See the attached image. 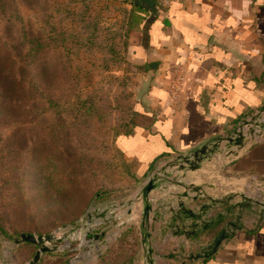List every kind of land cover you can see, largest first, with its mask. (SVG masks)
I'll use <instances>...</instances> for the list:
<instances>
[{"label":"crops","instance_id":"crops-1","mask_svg":"<svg viewBox=\"0 0 264 264\" xmlns=\"http://www.w3.org/2000/svg\"><path fill=\"white\" fill-rule=\"evenodd\" d=\"M161 2H134L143 17L128 60L139 69L132 76L131 87L137 116L129 124L130 135H121L116 143L117 150L133 165L131 171L137 182L134 199L155 170L205 145L213 148L219 140L233 136L245 120L264 106V0H170L166 5ZM229 147L230 159L236 156V160L223 169L228 172V177L226 172L223 175L227 179L213 175L211 169L212 162L221 155L218 151L204 159L199 171L178 172L172 168L170 172L188 186L201 187L209 198L259 195L264 188L258 185L264 181V141L256 146L247 141L244 148ZM184 192V188L170 185L151 195L154 210L164 216L163 220L151 221L153 247L162 256L199 251L211 244L215 237L198 225L206 215L213 219L228 208L216 205L199 220L202 207L211 205V201L206 197L194 199L197 193L190 192L182 201L185 210L196 216L192 218L178 208L176 194ZM134 199L119 202L115 211L111 210L114 199L92 209L112 214L114 239H107L99 257L87 262L81 257L74 260L73 251H60L42 256L41 264H67L73 260V264H108L111 253L131 228L135 230L130 234L135 233L139 242L131 264H144L138 227L141 204H136L134 222L127 223ZM159 200L176 212L172 213L169 207L159 209ZM234 202H241V198ZM242 223L245 229L226 241L211 259L190 262L157 257V264H264V219L254 208L245 213ZM224 227L223 223L220 229ZM195 234L198 235L194 237Z\"/></svg>","mask_w":264,"mask_h":264},{"label":"rangeland","instance_id":"rangeland-1","mask_svg":"<svg viewBox=\"0 0 264 264\" xmlns=\"http://www.w3.org/2000/svg\"><path fill=\"white\" fill-rule=\"evenodd\" d=\"M6 1L11 4L12 0ZM15 1L25 21L23 26L13 25L17 26V32L25 28L29 38H40L47 35L49 25L53 24L58 30L72 33V40L80 39L83 47L80 56H77V46L70 43L67 48L73 50L69 53L72 56L49 53L38 63L26 64L22 57L29 47L20 34L14 36L4 22L0 4V51L16 62L11 78L14 91L7 95L0 84V262L7 256L8 248L14 247L15 239L20 237L18 234L43 236L58 229L78 227L96 204L114 199L111 210L115 211L119 202L134 199L137 185L131 171L133 165L117 150V140L115 142L120 116H127L128 110L133 109L132 85L126 93L130 105L124 107V111L112 114L107 109L108 89L113 79L132 78L129 50L139 32L131 19L135 0ZM87 8L92 12L85 21L83 10ZM89 24L91 27L85 29ZM113 34L116 39L123 37L122 42L127 46L122 48L121 57L130 67L125 65L118 69L113 63V68L103 70L102 63L108 64L112 58L107 46L109 35ZM117 42L122 45L119 39ZM48 64L56 70V81L50 84V91L61 103L73 102L81 95L100 99L105 106L103 119L107 120L83 117L73 128H66L70 133H59L60 141L48 145L49 128L44 127L50 118L41 119V107L47 108L46 103L31 101V97L36 96L33 91L36 82L47 79L43 69ZM35 106L40 111L37 112ZM89 120H92L91 125L86 127L85 122ZM263 141L264 132L256 138L248 136L252 146ZM229 146L231 144L222 142L218 150L221 155L211 167L213 175H221L223 179L228 177L224 167L236 160V156L230 159ZM225 172L227 177L223 176ZM134 230L131 228L129 232ZM130 233L124 239L131 236ZM35 253L33 246H20L9 258H13L12 264H25ZM4 261L9 264L11 259Z\"/></svg>","mask_w":264,"mask_h":264},{"label":"trees","instance_id":"trees-1","mask_svg":"<svg viewBox=\"0 0 264 264\" xmlns=\"http://www.w3.org/2000/svg\"><path fill=\"white\" fill-rule=\"evenodd\" d=\"M0 4L3 20L12 30L15 36V33H19L17 32L16 25L23 26L25 22L22 14L20 13V9L15 0H12L11 4H8L6 0H1ZM134 7L135 11L132 13L131 19L133 20V25H136L138 28L141 25L143 17L141 14H139L140 12L136 11V6ZM91 12V8L83 10V14L85 15V21H88ZM14 24L16 25L13 26ZM87 27H91V25L89 24L88 26H85V29ZM49 28L50 30L47 35L44 34V36H41L40 38H29V34L26 33L25 28H22V31L19 33L20 37L24 40V42H26V45H28L29 47L27 53L23 54V57L21 56L26 64L38 63L37 61H42V58L49 53H63L65 55L72 56V54L69 55V53L73 52V50L70 47L67 48L70 43H73L75 46H77V56H80V51L83 47V43L80 39L74 38L75 40H72V33H70L69 31L58 30L57 26L53 24H50ZM114 35L115 34L109 35V46H107V51L109 55L112 56V58H110L111 61L108 64L102 63L103 66L101 67V69L103 70L113 68V63L117 65L118 69H121V67L125 65L130 67V65L126 64L121 57V50L124 46L127 45L123 44L122 36H119V38L116 39L113 37ZM96 38L97 36L94 38V40ZM118 39L121 41L122 45L120 44V42H117ZM79 42L81 44H79ZM3 47H5V45H3ZM88 50L92 51V48L89 47ZM8 63L11 66H8ZM15 63L16 62L14 60L9 59L7 54H4V52L0 51V84L7 95L14 91L11 78L14 76L13 67ZM130 68L133 69L131 74L132 76L134 73H136L137 70H139L136 67ZM52 71L53 68L49 64L44 66L43 72L45 73L47 79H41V83L36 82L34 88L35 90H33L36 96L31 97V101L34 103L39 100H41V102L45 101L46 103L47 108L41 107V119L43 116L46 118H50V120H48V124L44 127L49 128L47 132L48 145L60 141L61 137L59 133H70V131H66V128H73V126L78 121L84 120L83 117L99 118L102 119V122H105L107 120L103 119V116L105 115L103 109L105 106H102V100L100 99L81 95L83 97H78L76 99L77 102L75 100L73 102L61 103L59 101V98L54 96L50 91V84L53 81H56V79L54 78L56 76V70L53 72ZM109 83H112L111 78H109ZM131 83H133V78H130L129 80H124L120 77H115L113 79L112 85H109V106H107V109L111 110L112 114L115 112L124 111V107L130 105L129 98H127V96L129 97V95H126V93L128 91L129 86L132 85ZM104 101H106L105 98ZM35 110L37 112L40 111L39 108L37 109V106H35ZM136 116L137 114L134 112L133 109L128 110L127 116H125V114L123 116H120L119 121L121 122L118 125L119 131L115 135V142L121 135H130L131 130L128 124L134 123L136 120ZM91 122L92 120H89V122L87 123L85 122V126L90 127ZM105 128H109L108 125H105ZM221 224L210 227L205 231V233L211 236L212 238L216 237L222 231L220 229ZM3 232L5 233L6 231L3 230ZM24 234L33 235L31 233H21L18 234V236ZM197 235L198 234H195L194 237ZM138 245L139 242L138 240H136L134 235L125 238L121 241L120 246L113 251L111 257H109L110 260L108 264H131L136 254ZM25 246H29V244H25Z\"/></svg>","mask_w":264,"mask_h":264},{"label":"water","instance_id":"water-1","mask_svg":"<svg viewBox=\"0 0 264 264\" xmlns=\"http://www.w3.org/2000/svg\"><path fill=\"white\" fill-rule=\"evenodd\" d=\"M249 127V131L246 132L245 128ZM256 128V129H254ZM264 132V106L252 116L251 119L245 120L243 124L239 126L237 132L231 136L224 138L223 140H219L210 148L209 145H205L199 150L192 152L190 154L181 155L176 158V160L169 162L164 167L157 169L154 173L148 178L144 186L141 188L140 192L137 194L136 199L131 202L130 209L128 210V215L130 218L127 220V223L134 222V218L132 217L133 213L136 209V204H141V214L139 220V232L141 237V247L143 251L144 264H157V257L163 259H185L190 262H198L202 260H208L213 258L218 251L221 249L223 244L228 241L231 237L235 236L238 232L245 229L244 224L242 223V219L245 216V213L248 211H252L254 208H257L262 219H264V196L263 197H251L246 194H237L236 196H228L225 199H213L209 198L206 195V192L197 186H188L185 182L178 180V178H174V172H170V169L176 168L178 172H196L202 169V163L204 159L210 153H216L221 146L222 142H227L233 146L238 148H244L247 141L248 136L250 138H256ZM170 185L179 186L185 189L183 194H176L179 200V207L181 212H187L185 210V204L183 203V198H188L189 193H197L198 197H206L211 201V205L203 206L201 209V213L198 216L199 220L202 219L203 215L208 213L210 210L214 209L216 205H222L228 207L225 213L220 214L210 222H207L203 225L205 230L210 227L216 226L218 224L224 223V229L218 234L214 240L201 249L199 252L195 254L188 255L186 252H182L179 254L172 255H160L153 247V229L154 225H151V221L153 223L163 220L164 216L161 215L158 210H154L153 201L151 200V195L154 192H163V190L168 189ZM237 198H241V202H234ZM159 207H165V203L161 200L157 201ZM192 218L196 216L192 212H187ZM88 218H91L92 215L87 214ZM106 214L102 213L99 215V218H105ZM87 218H83V222ZM194 232H191L190 235H193ZM105 233H103L104 235ZM99 239V236H97ZM54 241L61 242L62 239H57L54 234H48L45 236H35V235H21L19 238L15 239L16 245L21 244H31L37 247L36 255L31 262V264H41V257L51 253L55 250V248H50L47 244H50ZM104 244H107L106 242ZM70 264V263H67Z\"/></svg>","mask_w":264,"mask_h":264},{"label":"built area","instance_id":"built-area-1","mask_svg":"<svg viewBox=\"0 0 264 264\" xmlns=\"http://www.w3.org/2000/svg\"><path fill=\"white\" fill-rule=\"evenodd\" d=\"M170 0H162L161 5H166ZM260 184L259 188H263L264 187V181H262L261 183H258V185ZM260 194L257 195L255 194V196L258 197H263L264 196V188L262 190H259ZM255 196H251V197H255ZM158 204V203H157ZM154 205V204H153ZM160 206V205H159ZM155 207V205H154ZM166 207H169L170 211L176 212L174 209H171V207L169 205H166L165 207H159V209H164ZM178 208L180 210L179 207V203H178ZM157 211V210H156ZM159 213L162 212L158 211ZM106 214L105 218H99L100 214ZM89 215H92L91 218H88L86 216V220L83 222L81 220L80 224L78 227H74L71 229H58L57 231H55L54 234L56 236L57 239H62L61 242H57L54 241L50 244H47L48 247L50 248H55L53 252H75V259L77 258H86L87 262H90V260L94 257L97 256L99 257L101 252L100 248H102L105 242L107 243V239H114L113 235L111 234L112 231V227H111V216L110 213L108 212H104V211H99V210H92L88 213ZM214 219V218H213ZM212 219V215H206L205 218L203 220L200 221V224L198 225V227H202L205 223L210 222ZM109 222V224L107 223ZM103 233H105L103 235ZM97 236H99V239H97ZM108 236V238H107ZM17 247V245L15 244L14 247L10 246L8 248V252H7V256H5V258L2 260V262H0V264H5L6 261L4 260H8L11 259V262L9 264L14 263L13 262V258H9L10 257V253L13 252V250H15V248ZM98 252H96L95 250H98ZM11 251V252H10ZM200 251V250H199ZM199 251H189L186 252L188 255L191 254H195ZM79 252H82V254H80ZM34 259V258H33ZM33 259L25 264H31V262L33 261ZM73 260V261H74ZM73 261H69L68 263L73 264Z\"/></svg>","mask_w":264,"mask_h":264}]
</instances>
